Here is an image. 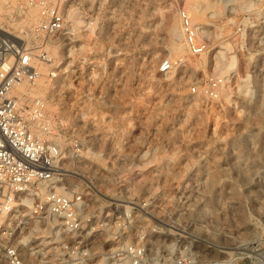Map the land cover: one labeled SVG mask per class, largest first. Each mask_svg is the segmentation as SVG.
<instances>
[{
    "label": "rangeland",
    "instance_id": "374dc122",
    "mask_svg": "<svg viewBox=\"0 0 264 264\" xmlns=\"http://www.w3.org/2000/svg\"><path fill=\"white\" fill-rule=\"evenodd\" d=\"M11 1L0 0L2 31L18 34L24 0ZM196 1L207 9L191 14L186 4ZM99 2L88 12L97 24L71 54H50L56 75L42 65L32 92L42 91L53 120L68 123L66 145L72 134L82 141L72 168L109 197L150 202L163 221L150 244L165 256L262 264L264 0ZM179 9L206 35L204 54H190ZM177 58L185 64L164 74L163 62ZM210 77L224 79L217 100L202 93ZM138 217V225H153V217Z\"/></svg>",
    "mask_w": 264,
    "mask_h": 264
},
{
    "label": "built area",
    "instance_id": "2783aa9c",
    "mask_svg": "<svg viewBox=\"0 0 264 264\" xmlns=\"http://www.w3.org/2000/svg\"><path fill=\"white\" fill-rule=\"evenodd\" d=\"M97 3L89 0L86 9L82 0H24L17 7L32 17L30 26L18 34L0 31V264H196L191 256H165L161 246H151L152 237L163 235V221L149 211L150 202L109 197L74 171L70 161L84 150L80 138L72 134L66 145L61 136L70 132L68 123L51 118L43 97L17 91L38 87L42 65L56 75L50 54L76 50L97 24L88 13ZM178 14L190 54H204L207 44L186 11ZM184 64L183 58L166 60L161 71ZM223 85V78L210 77L192 91L202 88L217 100ZM145 215L153 217L148 229L138 225ZM261 258L264 264V253Z\"/></svg>",
    "mask_w": 264,
    "mask_h": 264
},
{
    "label": "bare ground",
    "instance_id": "6f19581e",
    "mask_svg": "<svg viewBox=\"0 0 264 264\" xmlns=\"http://www.w3.org/2000/svg\"><path fill=\"white\" fill-rule=\"evenodd\" d=\"M14 0H12L11 2H13ZM190 1V0H189ZM192 1V0H191ZM10 2V3H11ZM7 3V2H6ZM5 3V4H6ZM13 3H16V2H13ZM201 3V2H200ZM4 5V4H3ZM3 5H0V11H2V7H4ZM187 6H186V9L188 10V11H190L191 12V14H193V13H196V14H200V12H202V9H204V8H206L207 9V5L206 4H199L197 1H196V3L194 2V3H189L188 2V4H186ZM13 6V5H12ZM17 7V6H16ZM15 7V8H16ZM12 8V7H11ZM17 9V11L16 12H18L19 14V16L17 17V19L19 18L21 21L19 22L21 25L19 26V27H28V26H30V23H31V21H32V17L30 16V15H26V16H23V15H21V11H20V9L17 7L16 8ZM15 9V10H16ZM5 10V9H4ZM12 10H13V8H12ZM8 12V11H7ZM10 12V11H9ZM10 14V13H9ZM12 14V13H11ZM14 14V13H13ZM15 14H17V13H15ZM190 14V15H191ZM192 16V15H191ZM202 18V17H201ZM22 22V23H21ZM200 23V22H199ZM16 24L17 23H14L13 25H15L16 26ZM2 27H5V26H3V23L0 21V29H1V32H3V33H6V32H9V30H6V29H4L3 31H2ZM196 30H197V32H198V34H199V37L200 36H206V35H202L201 33H200V31H199V29L197 28V27H195V26H193ZM16 28V27H15ZM17 29V28H16ZM24 29V28H23ZM176 29H172V34L173 35H176L175 33H176ZM17 32H21V29L20 30H17ZM203 33V32H202ZM56 50H59V49H54V51H56ZM53 51V52H54ZM235 65V64H234ZM227 66V65H226ZM218 68V67H217ZM229 68V67H228ZM222 73V72H221ZM41 82V81H40ZM43 87V86H42ZM37 88V87H36ZM35 88V89H36ZM35 89H33V90H28L26 87H25V85H23V86H21V87H19V88H17V91L18 92H20V93H22V94H25V96L24 97H35V96H38V94H40L41 92H40V90H37V91H35V93H32V92H34V90ZM41 89V88H40ZM42 90V89H41ZM43 96H44V93H43ZM39 97H41V95L39 96ZM46 99V98H45ZM49 104V103H48ZM50 110V109H49ZM52 116V115H51ZM59 143L60 144H63L62 143V140L60 139L59 140ZM91 156V155H90ZM70 182L71 183H75V181L73 180V179H70Z\"/></svg>",
    "mask_w": 264,
    "mask_h": 264
}]
</instances>
